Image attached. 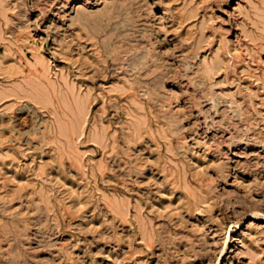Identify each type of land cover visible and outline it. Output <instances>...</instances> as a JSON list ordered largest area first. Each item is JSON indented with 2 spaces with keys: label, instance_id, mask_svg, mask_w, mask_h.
Returning <instances> with one entry per match:
<instances>
[{
  "label": "rangeland",
  "instance_id": "rangeland-1",
  "mask_svg": "<svg viewBox=\"0 0 264 264\" xmlns=\"http://www.w3.org/2000/svg\"><path fill=\"white\" fill-rule=\"evenodd\" d=\"M51 1L0 0V264H264V0Z\"/></svg>",
  "mask_w": 264,
  "mask_h": 264
},
{
  "label": "bare ground",
  "instance_id": "bare-ground-1",
  "mask_svg": "<svg viewBox=\"0 0 264 264\" xmlns=\"http://www.w3.org/2000/svg\"><path fill=\"white\" fill-rule=\"evenodd\" d=\"M50 7H54L56 6V8H59L61 6H63V3L60 0H52L50 5ZM48 8V7H47ZM38 9V8H37ZM60 9V8H59ZM36 21V20H35ZM48 37V36H47ZM18 96V95H17ZM230 136V135H229Z\"/></svg>",
  "mask_w": 264,
  "mask_h": 264
}]
</instances>
